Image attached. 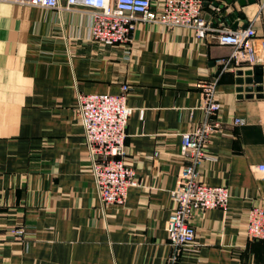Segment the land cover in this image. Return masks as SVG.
Instances as JSON below:
<instances>
[{"label": "crops", "instance_id": "crops-1", "mask_svg": "<svg viewBox=\"0 0 264 264\" xmlns=\"http://www.w3.org/2000/svg\"><path fill=\"white\" fill-rule=\"evenodd\" d=\"M156 1V0H155ZM204 0L213 28L191 31L139 23L129 40L101 47L82 8L0 2V264H165L171 191L184 165L181 133L204 118L200 81L218 78L221 129L199 167L207 184L229 190L226 209L197 212L194 244L177 264H264V241L245 234L248 208L264 207V96L238 97V69L217 63L230 47L216 28L252 24L264 59V0ZM231 64V65H230ZM130 86L124 161L137 184L123 205L99 200L77 118L79 93ZM243 118L245 123H234ZM22 228L15 237L11 229Z\"/></svg>", "mask_w": 264, "mask_h": 264}, {"label": "built area", "instance_id": "built-area-1", "mask_svg": "<svg viewBox=\"0 0 264 264\" xmlns=\"http://www.w3.org/2000/svg\"><path fill=\"white\" fill-rule=\"evenodd\" d=\"M204 0H66V8H82L92 16L91 40L101 47L129 40L139 23L160 24L191 31L197 39L206 38L213 28L203 18ZM19 5L44 8L60 7L59 0H0ZM216 41L230 47L228 58L217 63L254 67L264 59L256 52V30L252 24L236 28H216ZM231 65V64H230ZM217 77L200 81L199 109L203 120L190 132L181 133L180 153L184 161L175 188L174 201L167 224V241L172 252L165 264H177L182 247L194 244L195 227L192 220L197 212L214 208L226 209L229 190L224 185L207 184L200 178L199 167L209 159L205 148L210 136L221 129L217 119L220 103L215 97ZM130 86L122 84L119 93H79L76 114L83 129L87 151L92 162L96 189L102 204L123 205L129 188L137 184L135 170L125 161L126 126L131 109L127 104ZM234 123L243 125V118ZM264 177V164L256 166ZM245 234L248 240L264 241V207L248 208ZM14 236L22 235V228L11 229Z\"/></svg>", "mask_w": 264, "mask_h": 264}, {"label": "water", "instance_id": "water-1", "mask_svg": "<svg viewBox=\"0 0 264 264\" xmlns=\"http://www.w3.org/2000/svg\"><path fill=\"white\" fill-rule=\"evenodd\" d=\"M244 5L243 1H240ZM248 3H254L255 0H247ZM236 75V91L238 97H262L264 96V67L253 69H238Z\"/></svg>", "mask_w": 264, "mask_h": 264}, {"label": "rangeland", "instance_id": "rangeland-1", "mask_svg": "<svg viewBox=\"0 0 264 264\" xmlns=\"http://www.w3.org/2000/svg\"><path fill=\"white\" fill-rule=\"evenodd\" d=\"M20 236H21V235H16L15 237H18V238H19Z\"/></svg>", "mask_w": 264, "mask_h": 264}]
</instances>
